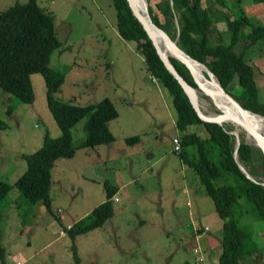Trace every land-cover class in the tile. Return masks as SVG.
Masks as SVG:
<instances>
[{"label":"rangeland","instance_id":"1","mask_svg":"<svg viewBox=\"0 0 264 264\" xmlns=\"http://www.w3.org/2000/svg\"><path fill=\"white\" fill-rule=\"evenodd\" d=\"M16 1L26 0H0V9ZM156 1L149 0V3L158 13ZM37 2L53 13L56 34L61 41L60 47L52 51L49 63L65 73L55 96L83 104L109 95L119 115L108 120L115 141L77 147L70 162L73 168L63 169L59 174L55 171L49 211L41 200H28L13 185L15 176L26 167L23 154L42 143L45 131L51 136L60 133L46 104L43 76L38 72L32 74L35 96L31 103L22 102L0 88V178L13 185L0 200V243L4 247L0 264H13L16 260L21 264H72L71 238L66 231L59 232L60 220L66 225L81 218H93L90 211L105 199V179L122 185L116 194L118 198L112 199L114 213L101 225L75 237L81 263L179 264L187 261L189 264H218L223 219L197 172L184 164L179 153L173 150L171 139L178 131L171 95L160 80H152L145 63L136 56V42L118 33L112 0ZM203 3L225 39L230 34L226 18L237 16L240 10L253 24L264 21V1L225 0V6L218 0H202ZM244 30L242 27V35ZM259 46L250 49L248 56L263 57L260 50H264V44L259 43ZM125 60L130 64L124 65ZM132 60L142 68L136 71ZM132 75L137 76L138 82L146 81L151 90L146 95L135 90L131 99L139 103L128 107L121 102L120 93L128 91L125 77ZM259 82L263 84L264 94V75ZM8 103L14 105L10 114L6 111ZM217 110L211 103L206 113ZM84 121L85 117L72 127L74 144L84 136ZM222 124L229 127L236 139L235 125L230 121ZM238 132L239 138L244 139L242 130ZM132 134L140 135L142 147L125 143L123 136ZM121 148L126 149V154ZM114 151L118 153L115 159L112 158ZM98 154L103 160L97 161ZM252 167L257 173L245 168L254 178L264 181L260 165L252 164L249 168L253 170ZM81 171L86 174L82 176ZM245 205L240 209V223H251L254 242L262 247L264 223L257 214L252 211L250 214ZM52 220H57L56 225L46 226ZM204 225L207 228H202ZM195 247L201 250L204 261L197 260L200 253ZM254 260V263H264V247Z\"/></svg>","mask_w":264,"mask_h":264},{"label":"trees","instance_id":"2","mask_svg":"<svg viewBox=\"0 0 264 264\" xmlns=\"http://www.w3.org/2000/svg\"><path fill=\"white\" fill-rule=\"evenodd\" d=\"M112 2L116 9L115 25L118 33L124 39L136 42L148 74L160 80L171 95L178 130V134L172 139L175 137L179 140V150L174 151L179 153L184 164L197 172L200 183L223 219L222 250L217 263L264 264L262 261L254 263L264 246L258 247L254 242L251 223L241 224L239 219L240 209L246 203L250 214L251 211L257 214L264 223V185L257 177L256 180L249 178L238 166L234 157L235 139L229 132V127L202 120L198 116L180 83L165 67L127 0ZM218 2L225 6V0ZM155 7L160 17L147 0V10L154 23L176 40L187 54L203 62L242 107L264 115L263 84L259 82L260 76L264 75V50H260L263 57L248 56L250 49L259 48V43L264 44V21L253 24L245 12L240 10L237 16L226 18L225 25L230 34L225 39L220 28L215 27L214 19L202 0H157ZM242 27L245 28L244 35ZM60 45L53 13L37 0L16 1L0 9V88L22 102L31 103L35 96L31 75L40 73L45 83L46 104L60 129L57 136H51L45 131L42 143L33 151L23 154L26 167L13 183L25 198L32 202L41 200L49 211L51 169L56 159L72 156L77 147H93L113 141L115 136L108 126V120L116 117L119 112L108 95L96 102L83 104L63 101L55 96L64 81L65 73L49 63L52 51ZM169 59L185 80L196 87L188 67L174 56L169 55ZM199 79L202 81L200 77ZM8 99L11 97L8 96ZM13 109L14 105L11 103L6 105L8 114ZM84 117V136L78 144H74L72 127ZM258 123L264 126V123ZM1 124L6 126L5 122ZM192 124L193 129H188ZM138 140L139 134L124 137L128 144ZM256 149L240 139L237 156L250 173H257L253 167V170L249 167L258 163L263 169L260 174L264 176V156ZM13 185L0 178V200ZM103 186L105 199L90 211L89 215L93 218H81L63 225L62 232L59 231H66L71 238L72 264H83L74 242L75 237L101 225L114 213L111 198L118 190V185L105 179ZM1 217L0 210V219ZM255 234L260 238L256 231ZM0 258L4 259V247L1 243Z\"/></svg>","mask_w":264,"mask_h":264},{"label":"water","instance_id":"3","mask_svg":"<svg viewBox=\"0 0 264 264\" xmlns=\"http://www.w3.org/2000/svg\"><path fill=\"white\" fill-rule=\"evenodd\" d=\"M145 1V6H146V13L143 14V12L139 9L138 5L136 4V0H127L128 5L130 6L132 13L134 16L142 23L143 28L145 29L146 33L148 36L151 38L157 53L159 54L161 60L163 61L165 67L173 74V76L177 79V81L180 83L182 86L184 92L189 98V101L191 102L192 106L196 110L198 116L205 121H212V122H217L219 124H222L224 120H227L229 118L233 119L234 116H231L228 111H226L223 107H221V111L219 112H214V114H209V113H203L201 112L198 107H197V89L203 90V92H207L204 86L200 83V81L196 78L194 71L192 70L188 58H192L195 62L203 65L205 67V74L208 77H212V74H214L203 62H200L199 60L191 57L189 54H187L180 46L176 43V40L172 39L166 31H164L162 28H160L156 23L153 22L152 18L148 14L147 10V0ZM169 55L174 56L178 60L182 61L189 69L193 80L197 84V87L191 85L188 83L185 78L177 71V69L174 67L172 62L169 59ZM218 79V78H217ZM219 81V80H218ZM219 85L221 86L223 94H225L234 104L242 109V110H249L247 108H244L241 106V104L235 100L232 95H230L222 86L221 82L219 81ZM206 94V93H205ZM256 113V112H254ZM259 114V113H257ZM262 115V114H260ZM264 116V115H262ZM235 134V133H234ZM261 145H260V150L263 153L264 156V138L260 135H257ZM240 142V138L237 137L235 139V146H234V157L235 160L240 167V169L252 180H256L244 167L242 162L239 160L237 156V147ZM246 142V141H245ZM262 185H264V181H260Z\"/></svg>","mask_w":264,"mask_h":264},{"label":"bare ground","instance_id":"4","mask_svg":"<svg viewBox=\"0 0 264 264\" xmlns=\"http://www.w3.org/2000/svg\"><path fill=\"white\" fill-rule=\"evenodd\" d=\"M136 4L138 5L139 9L143 12V14L147 16L146 13V6L144 0H136ZM149 14V13H148ZM190 66L202 81L197 77L196 78L200 81L202 86L205 87L206 90L209 89V92H205L207 97H203L205 95L201 89H197V107L203 113L206 112L208 109L209 104H213L219 110L217 111H207L209 114H214V112L221 111V107H223L226 111L229 112L231 116H234L233 119L229 118L225 121H230L235 125L234 132L237 134L239 138L238 131L242 130L244 133V141L248 142L249 144H253L256 147H260L261 142L257 135H260L264 138V126L258 122L264 123V116L254 113L251 110H242L238 108L232 100H230L225 94H223L221 86L219 85V81L217 77L212 74V77H207L205 74L206 70L205 67L197 62H195L192 58H188ZM210 78V79H209ZM201 93V96L199 94ZM211 96V97H210ZM220 105V106H219ZM205 108H204V107Z\"/></svg>","mask_w":264,"mask_h":264},{"label":"crops","instance_id":"5","mask_svg":"<svg viewBox=\"0 0 264 264\" xmlns=\"http://www.w3.org/2000/svg\"><path fill=\"white\" fill-rule=\"evenodd\" d=\"M245 31V30H244ZM136 54V56L138 55V57H139V59H141V61H143V63H144V60H143V57H142V55H140V52H136L135 53ZM133 61V60H132ZM133 63H134V67H135V70L137 71V70H139L140 68H142V66H137L136 65V63L133 61ZM130 64V62L129 61H127V60H125L124 61V65H129ZM147 71V70H146ZM32 74H34V73H32ZM31 77H33L32 75H31ZM137 76H135V75H132V76H129V77H125V85H127V89H128V91L126 92V93H120V100H121V102L123 103V104H126V105H128V107H135V106H137L138 105V103H139V101L138 100H135V99H131V94L135 91V90H138L140 93H142L143 95H146L151 89V86L150 85H148V83L145 81V82H138L137 80ZM31 80H32V85H33V79L31 78ZM33 90H34V87H33ZM109 96V95H108ZM113 100V99H112ZM114 101V100H113ZM114 104H115V102H114ZM116 105V104H115ZM117 107V106H116ZM117 109H118V107H117ZM118 111H119V109H118ZM118 115H119V112H118ZM53 128H54V130H55V132H56V128H55V126H53ZM110 128V127H109ZM60 130V129H59ZM112 131V130H111ZM178 131V130H177ZM58 134V132L57 133H55L54 135H57ZM178 134V133H177ZM176 135V134H175ZM126 135H124L123 136V138L125 137ZM174 136V135H173ZM113 141H115V138H114V140ZM113 141H111V142H113ZM142 141H143V139L140 137V135H139V140L138 141H136V142H134V143H132V145H135V144H137V145H139V148L140 147H142ZM126 143V142H125ZM101 144H103V143H100V144H97V145H101ZM127 145H129L128 143H126ZM96 146V145H95ZM122 149V152L123 153H125L126 154V149L125 148H121ZM117 152L116 151H114L113 152V155H112V158H116V156H117ZM74 156V154L72 155V156H69V157H66V158H68V160H61V158L59 157V158H57L56 159V161H55V163H54V165H53V167H52V169H51V177H52V180H53V176H54V173H55V171H56V173L57 174H59V172L61 171V170H63V169H65V170H69V169H71V168H73V165L72 164H70V162L71 161H73L72 159V157ZM95 158H97V161H100V160H103V158L101 157V155L100 154H98V155H96L95 156ZM111 158V159H112ZM21 168V167H20ZM23 172V171H22ZM21 172V173H22ZM20 173V174H21ZM19 174V175H20ZM81 174H82V176H84L86 173H84L83 171H81ZM19 175H16L15 176V178H14V180L19 176ZM93 176V175H92ZM52 183V182H51ZM118 185V184H117ZM122 185V184H121ZM121 185H118V190L114 193V195L112 196V198L111 199H113V197L114 196H117L116 194H117V192L119 191V189H120V187H121ZM50 189H51V186H50ZM117 198H118V196H117ZM61 220H63V219H61ZM60 220V228H59V231L61 230V225H64V223H63V221H61ZM56 223H57V220H52V221H49L47 224H46V226H49L50 224H53V225H56ZM69 224V223H68ZM205 226V225H204ZM203 228V227H202ZM91 230V229H90ZM13 264H14V262H12Z\"/></svg>","mask_w":264,"mask_h":264},{"label":"built area","instance_id":"6","mask_svg":"<svg viewBox=\"0 0 264 264\" xmlns=\"http://www.w3.org/2000/svg\"><path fill=\"white\" fill-rule=\"evenodd\" d=\"M151 78H152V80H155L156 79V77H154V76H151ZM172 142H173V150H179V140L177 139V138H173L172 139ZM69 226V225H68ZM204 227H206L207 228V226H204ZM203 227V228H204ZM60 232H62V230L60 231ZM194 250L196 251V252H199L200 254L197 256V260H199V261H204V256L201 254V250L199 249V247H195L194 248ZM21 262L19 261V260H16L15 261V263L14 264H20Z\"/></svg>","mask_w":264,"mask_h":264},{"label":"flooded vegetation","instance_id":"7","mask_svg":"<svg viewBox=\"0 0 264 264\" xmlns=\"http://www.w3.org/2000/svg\"><path fill=\"white\" fill-rule=\"evenodd\" d=\"M197 87V86H196Z\"/></svg>","mask_w":264,"mask_h":264}]
</instances>
